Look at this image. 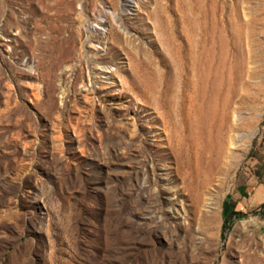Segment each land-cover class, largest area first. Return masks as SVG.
I'll list each match as a JSON object with an SVG mask.
<instances>
[{
  "label": "rangeland",
  "instance_id": "1",
  "mask_svg": "<svg viewBox=\"0 0 264 264\" xmlns=\"http://www.w3.org/2000/svg\"><path fill=\"white\" fill-rule=\"evenodd\" d=\"M0 264H264V0H0Z\"/></svg>",
  "mask_w": 264,
  "mask_h": 264
},
{
  "label": "trees",
  "instance_id": "2",
  "mask_svg": "<svg viewBox=\"0 0 264 264\" xmlns=\"http://www.w3.org/2000/svg\"><path fill=\"white\" fill-rule=\"evenodd\" d=\"M235 215H237V212H232V213L226 218L225 223H224V226H223V230L226 229L228 221H230V220L233 218V216H235Z\"/></svg>",
  "mask_w": 264,
  "mask_h": 264
},
{
  "label": "bare ground",
  "instance_id": "3",
  "mask_svg": "<svg viewBox=\"0 0 264 264\" xmlns=\"http://www.w3.org/2000/svg\"><path fill=\"white\" fill-rule=\"evenodd\" d=\"M92 93L94 94V93H96V92H95V91H93V92H91L90 94H92Z\"/></svg>",
  "mask_w": 264,
  "mask_h": 264
}]
</instances>
